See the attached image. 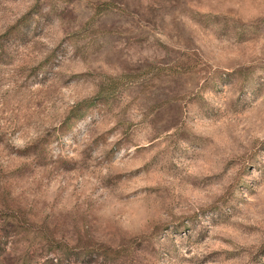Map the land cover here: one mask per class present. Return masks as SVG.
<instances>
[{"label":"rangeland","instance_id":"obj_1","mask_svg":"<svg viewBox=\"0 0 264 264\" xmlns=\"http://www.w3.org/2000/svg\"><path fill=\"white\" fill-rule=\"evenodd\" d=\"M0 264H264V0H0Z\"/></svg>","mask_w":264,"mask_h":264}]
</instances>
